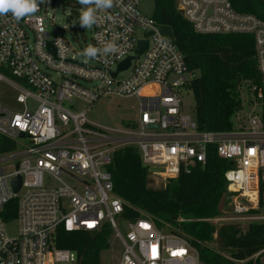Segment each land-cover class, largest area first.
Listing matches in <instances>:
<instances>
[{
	"label": "built area",
	"instance_id": "built-area-1",
	"mask_svg": "<svg viewBox=\"0 0 264 264\" xmlns=\"http://www.w3.org/2000/svg\"><path fill=\"white\" fill-rule=\"evenodd\" d=\"M140 2L113 0L112 8L97 12L91 46L113 44L116 51L98 53L92 65L71 54L67 38L46 29V0L20 21L0 16V81L15 90L21 106L0 102V135L14 143L0 154V264H78L74 251L56 246L58 228L97 232L105 226L113 235L108 247L119 241L117 264H199L197 250L177 229L165 231L143 212L136 219L122 216L125 201L113 191L108 166L125 146L137 147L142 164L163 182L205 164L209 153L229 160L230 216L222 219L261 217L253 211L264 201V19L236 10L230 0H174L195 32L250 34L254 41L260 80L248 83L251 111L242 106L246 117L231 130H206L193 110L183 108L182 91H191L197 71ZM139 40L147 41L140 54ZM127 57L129 65L112 75ZM113 95L137 99L136 122L112 127L88 118L95 101ZM17 176L21 184L14 192ZM14 221L10 235L6 226ZM117 221L126 224L125 232Z\"/></svg>",
	"mask_w": 264,
	"mask_h": 264
},
{
	"label": "trees",
	"instance_id": "trees-1",
	"mask_svg": "<svg viewBox=\"0 0 264 264\" xmlns=\"http://www.w3.org/2000/svg\"><path fill=\"white\" fill-rule=\"evenodd\" d=\"M230 2L236 10L264 19V0ZM153 4L151 16L157 23L172 28L186 64L197 71L189 88L198 127L231 130L233 117L242 107L239 86L260 80L252 35L197 33L177 11L174 0H153ZM13 148L14 143L0 135V154ZM230 167L229 160L209 153L205 164L195 165L188 173L151 187L148 181L152 174L142 164L137 147L125 146L115 150L108 169L114 193L125 201L124 218L136 219L143 212L159 228L169 226L182 233L197 250L199 263L234 264L232 259L244 260L264 249V221L250 222L245 229L237 222L215 227L208 221L221 214V205L227 203L224 172ZM11 204L15 205V201ZM109 233L106 226L97 232H68L60 227L56 246L74 251L78 264H101V251L108 248ZM213 240L230 256L211 249L207 242Z\"/></svg>",
	"mask_w": 264,
	"mask_h": 264
},
{
	"label": "rangeland",
	"instance_id": "rangeland-1",
	"mask_svg": "<svg viewBox=\"0 0 264 264\" xmlns=\"http://www.w3.org/2000/svg\"><path fill=\"white\" fill-rule=\"evenodd\" d=\"M45 0H43L42 4ZM47 1V11L44 24L46 29L56 35H62L70 42V46L73 49L72 53L78 61H84L88 65H92L90 58L83 55L85 48L91 45L92 27L83 28L80 26V16L85 10V6L79 3V0H46ZM139 8L141 11L147 15L151 16L153 13V0H141ZM129 74V71L121 72L118 78H125ZM15 90L9 87L4 81H0V102L5 103L14 109H20V104L15 101ZM238 96L240 103L244 110L248 113L251 111L252 105V93L248 84H242L238 88ZM182 101L183 108L186 112L192 115V110L194 108V98L191 91H182ZM138 112V102L135 97L125 98L119 96H103L94 102L90 108L87 116L90 120L112 127H120L123 125H128L130 122H136ZM246 115L237 112L233 117V122L235 123L237 118L244 121ZM22 143L27 142L26 138L20 140ZM14 161V160H11ZM8 163V161H7ZM68 181L73 183L71 178H67ZM162 180L154 175H149L148 184L151 187H157L160 185ZM229 206L227 203L221 205V214L209 218L208 221L218 227L222 223L237 222L241 225L242 229H245L250 222H263L264 221V204L260 207L259 211L254 214L261 216L259 219L253 220H229L222 219L230 216ZM184 220V219H183ZM122 232L127 229L126 224H121L117 221ZM17 223L14 221L6 226V231L10 235L16 233ZM167 226L164 230H170ZM108 239L111 241L113 235L109 233ZM207 245L223 254L226 257L230 256V252L220 249L216 242H207ZM120 257V245H114L113 248L108 247L101 251V264H117ZM232 259V258H231ZM234 264H264V249L260 252L254 254L251 259H246L243 262H236L232 259ZM60 264H77L76 262L60 263ZM201 264V263H199Z\"/></svg>",
	"mask_w": 264,
	"mask_h": 264
},
{
	"label": "clouds",
	"instance_id": "clouds-1",
	"mask_svg": "<svg viewBox=\"0 0 264 264\" xmlns=\"http://www.w3.org/2000/svg\"><path fill=\"white\" fill-rule=\"evenodd\" d=\"M43 0H0V16L11 15V17L20 21L25 17H31L39 10V4ZM79 3L85 6V10L80 16V26L91 28L98 22L97 12L107 10L113 7V0H79ZM113 44H106L103 48L88 46L84 49L83 55L88 58H95L98 53L115 52Z\"/></svg>",
	"mask_w": 264,
	"mask_h": 264
},
{
	"label": "water",
	"instance_id": "water-1",
	"mask_svg": "<svg viewBox=\"0 0 264 264\" xmlns=\"http://www.w3.org/2000/svg\"><path fill=\"white\" fill-rule=\"evenodd\" d=\"M157 27H158L159 31L165 37H167L171 41H175L172 28L169 25L157 24ZM150 32L151 31L148 30V31L145 32V34L147 35ZM47 45H48L49 49L51 51H53V48L51 47L50 43H48ZM146 47H147V41L146 40H139L138 41V44H137V47H136V52L138 54H140V53H142L146 49ZM130 59H131V57H127L125 60L121 61L118 64L117 69L112 72V75H116V73L119 70L125 69L129 65ZM20 184H21V178H20V176H17V177H15V178L12 179V187H13L14 192H16L20 188ZM226 198H228V196Z\"/></svg>",
	"mask_w": 264,
	"mask_h": 264
}]
</instances>
